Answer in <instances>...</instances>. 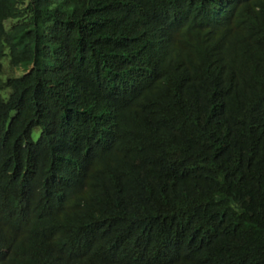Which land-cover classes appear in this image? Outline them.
Instances as JSON below:
<instances>
[{"label":"trees","instance_id":"trees-1","mask_svg":"<svg viewBox=\"0 0 264 264\" xmlns=\"http://www.w3.org/2000/svg\"><path fill=\"white\" fill-rule=\"evenodd\" d=\"M233 28L264 0H0V264H264Z\"/></svg>","mask_w":264,"mask_h":264},{"label":"clouds","instance_id":"clouds-1","mask_svg":"<svg viewBox=\"0 0 264 264\" xmlns=\"http://www.w3.org/2000/svg\"><path fill=\"white\" fill-rule=\"evenodd\" d=\"M220 46L236 67L251 70L264 65V43L255 31L233 28L228 40Z\"/></svg>","mask_w":264,"mask_h":264},{"label":"rangeland","instance_id":"rangeland-1","mask_svg":"<svg viewBox=\"0 0 264 264\" xmlns=\"http://www.w3.org/2000/svg\"><path fill=\"white\" fill-rule=\"evenodd\" d=\"M3 65H4L5 69L8 71V62L7 61H4Z\"/></svg>","mask_w":264,"mask_h":264},{"label":"bare ground","instance_id":"bare-ground-1","mask_svg":"<svg viewBox=\"0 0 264 264\" xmlns=\"http://www.w3.org/2000/svg\"><path fill=\"white\" fill-rule=\"evenodd\" d=\"M226 5V4H225ZM169 6V5H168ZM165 7V6H164ZM136 8V7H135ZM137 9V8H136ZM139 9V8H138ZM134 10V9H133ZM223 10V9H222ZM168 12V11H167ZM163 41V40H162ZM220 41V40H219ZM180 44V43H179ZM177 45V44H176ZM184 45V44H183ZM182 45V46H183ZM186 48V47H185ZM186 49H188V48H186ZM194 50V49H193ZM27 207V206H26ZM27 209V208H26ZM71 252V251H70ZM72 254H73V252H72Z\"/></svg>","mask_w":264,"mask_h":264}]
</instances>
